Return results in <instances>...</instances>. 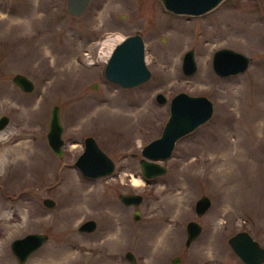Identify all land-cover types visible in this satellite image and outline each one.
I'll list each match as a JSON object with an SVG mask.
<instances>
[{
  "label": "rangeland",
  "instance_id": "rangeland-1",
  "mask_svg": "<svg viewBox=\"0 0 264 264\" xmlns=\"http://www.w3.org/2000/svg\"><path fill=\"white\" fill-rule=\"evenodd\" d=\"M136 31L151 77L123 88L105 78L104 66ZM220 47L249 56L247 69L217 75L211 61ZM189 48L192 75L181 69ZM17 72L34 81L33 91L13 82ZM180 91L206 95L212 116L157 160L165 174L146 180L141 148L161 134ZM54 104L61 158L46 137ZM1 115L9 122L0 130V264H18L10 243L30 232L49 238L24 264H131L127 250L140 264H173L175 255L178 264H245L227 242L241 230L264 246V0H223L198 16L175 14L161 0H90L79 16L67 0H0ZM88 135L115 162L111 174L89 178L74 164ZM121 192L143 200L125 205ZM203 194L211 205L199 216ZM44 197L55 205L45 206ZM87 219L96 228L79 231ZM190 220L202 230L185 246Z\"/></svg>",
  "mask_w": 264,
  "mask_h": 264
},
{
  "label": "water",
  "instance_id": "water-1",
  "mask_svg": "<svg viewBox=\"0 0 264 264\" xmlns=\"http://www.w3.org/2000/svg\"><path fill=\"white\" fill-rule=\"evenodd\" d=\"M90 0H67V9L73 16H79L88 6ZM164 7L175 14L198 16L215 8L223 0H161ZM250 57L229 47H220L212 55V69L221 76L226 77L244 72L250 62ZM182 72L192 75L197 70L194 49H187L182 57ZM105 78L123 88H132L140 85L151 77V72L145 62V43L140 31L124 37L112 49L104 66ZM13 82L23 91L31 92L35 83L27 75L17 72L12 77ZM98 82H92L90 87L97 88ZM159 103L167 101L162 92L155 94ZM213 113V103L206 95H191L180 91L169 101V115L163 126L161 134L147 142L141 148L139 164L143 177L148 180L167 172L166 165L157 160H164L171 156L176 142L185 135L194 131L198 126L207 122ZM9 122L7 115L0 116V130ZM63 125L60 119V106L51 107L47 142L53 153L61 158L64 153V140L62 138ZM135 156V153H131ZM74 164L82 175L89 178H99L111 174L115 170V162L99 147L95 138L88 135L84 139V149L77 156ZM118 198L125 205L138 206L143 196L140 193L121 192ZM43 204L53 207L55 200L44 197ZM211 205V199L203 194L195 201L197 215L204 214ZM134 221L140 219V210L133 211ZM97 226L96 220L87 219L81 222L79 231L91 232ZM201 225L190 220L186 224L185 246H189L200 234ZM49 236L44 232H30L11 241L10 247L18 264H24L29 256L40 248ZM228 244L234 253L245 264H264V246L255 240L249 232L241 230L231 235ZM125 258L131 264H140L131 250L125 252ZM180 257L175 255L171 262L178 264Z\"/></svg>",
  "mask_w": 264,
  "mask_h": 264
},
{
  "label": "bare ground",
  "instance_id": "bare-ground-1",
  "mask_svg": "<svg viewBox=\"0 0 264 264\" xmlns=\"http://www.w3.org/2000/svg\"><path fill=\"white\" fill-rule=\"evenodd\" d=\"M92 50H94V49H92ZM98 51V50H97ZM94 52V51H93ZM91 54V53H90ZM99 55H100V53H98ZM87 56V55H86ZM90 56V55H89ZM106 56V55H105ZM92 57V56H91ZM107 57V56H106ZM105 57V58H106ZM90 58V57H89ZM91 59V58H90ZM135 182H139V180H135ZM137 184V183H136Z\"/></svg>",
  "mask_w": 264,
  "mask_h": 264
}]
</instances>
